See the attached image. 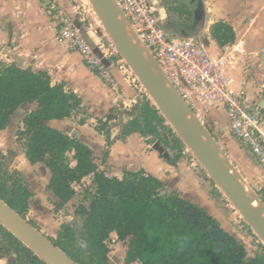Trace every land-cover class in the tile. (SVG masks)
Returning a JSON list of instances; mask_svg holds the SVG:
<instances>
[{"label":"trees","instance_id":"obj_1","mask_svg":"<svg viewBox=\"0 0 264 264\" xmlns=\"http://www.w3.org/2000/svg\"><path fill=\"white\" fill-rule=\"evenodd\" d=\"M197 2L160 0L159 6L166 14V32L178 36L195 33ZM209 36L220 49L235 41L233 27L224 21L213 23ZM119 60L122 59L117 54L103 63L106 67L109 61ZM134 93L137 98L135 87ZM142 93L144 96L138 98L140 102L124 124L120 139L136 133L150 138L147 143L151 144L155 140L162 142L160 130L166 132L177 150L170 161L176 163L181 158L183 143L180 138H173L176 134L164 126L166 120L146 92ZM261 98L264 101V89ZM21 104L34 107L16 129L15 143L20 145L28 164H42L50 172L45 189L58 200L52 203L54 210H73L72 221L60 227L56 240L47 239L76 264H101L106 259V242L112 234L117 241L126 242L122 264H264L263 245L261 252L248 258L243 244L214 217L144 171H123L120 178L107 175L82 142L43 124L80 115L76 123L83 125L91 116L80 99L63 82L51 84L44 71L0 63V132ZM95 121V131L109 147V123L97 117ZM15 156L13 150L0 153V200L25 220L34 193L26 177L10 169ZM201 173L206 178L203 169ZM88 177L93 186L90 200L86 205L74 203L75 186ZM261 193L264 204V187ZM28 224L37 230L33 223ZM245 227L251 232L246 224ZM0 229L11 249L18 253L17 264H45L1 224Z\"/></svg>","mask_w":264,"mask_h":264},{"label":"crops","instance_id":"obj_2","mask_svg":"<svg viewBox=\"0 0 264 264\" xmlns=\"http://www.w3.org/2000/svg\"><path fill=\"white\" fill-rule=\"evenodd\" d=\"M51 1L75 27L81 30L84 40L95 54L100 56L99 47L109 48L85 0ZM147 2L164 22L166 14L159 6L160 0H147ZM262 3L264 0H198L194 12L198 28L196 33H201L196 40L211 59L224 60V72L229 77V89L244 90L251 100L254 98H250L249 85H244L238 78L233 66L236 58L232 51L238 47L239 42L237 33L235 32V41L232 45L220 49L210 38L209 27L217 21L227 22L250 16L254 12L253 9ZM44 7L45 5L39 0H0V63L4 65L15 63L22 69L44 71L53 85L63 82L66 88L80 99L82 106L91 117L83 125L76 123L81 118L80 115L64 120L45 121L43 124L70 137L75 133L74 138L92 151L97 162L104 159L107 175L120 178L123 171L142 170L161 181L169 190L176 191L188 202L203 208L230 232L227 224L234 220L231 208L222 200L215 201L211 198L210 186L192 159L180 158L176 163H172L168 157V150H163L167 155L164 157L152 147L153 145L150 146L136 133L130 134L124 140L120 139V126L122 127L127 119L124 116L128 115L129 104L131 105L136 99L134 87L128 80L126 71L121 68V61L106 63V67L117 82V88L112 89L87 68L80 54L72 51L58 39V23ZM230 25L235 31L234 24ZM251 39L243 40L247 49L254 45ZM33 107L34 105L21 104L9 117L6 129L0 132L6 137L4 140L0 139V149H9L14 142L11 140V135H7L11 119L15 117V125H13L19 127L24 116ZM203 115V125L221 153L244 176L245 172L249 171L250 163L253 162L250 161L246 148L231 135L226 112L220 106H211L206 108ZM96 117L107 120L109 125L114 124L110 130L109 147H106L105 138L94 129ZM262 127L264 131V123ZM13 160L17 161L15 169L27 177L30 185L29 169L39 170L40 180L45 179L41 188L46 193L47 199L54 203L58 202L45 189L50 172L42 164H28L21 149ZM30 187L35 195L38 187L33 185Z\"/></svg>","mask_w":264,"mask_h":264},{"label":"built area","instance_id":"obj_3","mask_svg":"<svg viewBox=\"0 0 264 264\" xmlns=\"http://www.w3.org/2000/svg\"><path fill=\"white\" fill-rule=\"evenodd\" d=\"M39 1L58 23V39L80 54L92 73L110 88L116 89L117 84L103 63V60L117 56L114 47L112 46L113 52L107 47H99L98 56L84 40L81 30L64 16L51 0ZM112 1L134 38L199 122L203 124L206 108L220 106L226 112L231 135L246 148L253 161L264 171L262 100H251L247 92L229 89L224 60L211 59L201 44L193 38L167 33L164 22L147 0Z\"/></svg>","mask_w":264,"mask_h":264},{"label":"rangeland","instance_id":"obj_4","mask_svg":"<svg viewBox=\"0 0 264 264\" xmlns=\"http://www.w3.org/2000/svg\"><path fill=\"white\" fill-rule=\"evenodd\" d=\"M85 1L86 4L88 5V8L90 9L91 12L90 14L96 20V23L100 28V31L105 36V40L107 41L106 45H108L110 51L113 52L112 44L109 41L107 34L105 33L99 20L96 18L91 5L88 3L87 0ZM109 1L112 3V5H114L112 0ZM260 5L261 4H259L256 7L257 9L256 8L253 9L254 12L251 13L250 16L227 21L230 24L232 23L234 24L235 32L239 37L238 47L233 49L232 51L234 58H236L233 64L234 70L238 78L241 79L244 85H249L250 98L252 97L254 98V100L261 99V93L262 90L264 89V3H262L261 6ZM130 34L134 38L131 32ZM186 35L187 37L196 40L197 37L201 35V33L199 34V32L198 33L192 32ZM246 38H252L251 40L254 45H252L250 49H247L244 46L243 40H245ZM145 55L148 57L146 53ZM121 68L122 70L126 71L128 80L131 82L132 86L135 87L136 90L138 91L137 98L131 103V105L129 104L130 107H128L129 110L127 113L128 115L124 116L127 118L126 121L124 122L125 124L130 119L132 113L136 108V105L139 104L140 99L138 100V98L144 96L142 95L143 94L142 92L144 90L123 61L121 62ZM146 96L148 97L147 94ZM124 124L122 125V127L120 126L119 134H121ZM14 125L8 128L7 130L8 132L7 135L8 136L11 135V140H13L14 142L12 143L9 149L6 148L0 149V153H5L7 150H13L16 156L19 155L21 148L19 144L15 143V137H14L15 131L18 127L16 128V126ZM108 126L109 129L111 130V126L113 127L114 124L113 123L111 125L108 124ZM164 126L166 128L172 129V127L169 125L167 121L164 124ZM173 132L175 133V131L172 129V133ZM3 134L4 133L0 134V139L2 140L6 139L5 134L4 135ZM160 134H161L162 142H160L159 140H155L151 144L150 143L148 144L150 146L153 145L152 147H154V144L157 143L162 150L165 149L168 150L169 159L174 158L177 155V150L173 148L172 137L168 136L166 132H163L161 130H160ZM177 137H178L177 134L173 136V138H177ZM144 140L146 143L148 141H151L150 138ZM163 141L166 142V144H164ZM181 158L192 159V161H194L197 164V166L199 165L198 169L201 172L202 167L184 144L181 148ZM249 158L250 161L253 162V164L250 163L249 171L245 172L246 176L245 175L243 176V174L239 172L237 169H235V167L227 160L225 155L222 153L223 162L228 167H230L236 174H238L247 184V186L260 198L262 196L261 193L262 188L264 187V171L260 169V167L256 164V162L253 161L250 155ZM102 160L100 162H97L100 165L101 169L105 168V165L102 164ZM16 162L17 161L12 160V165L10 167L11 170L17 167ZM29 173L31 174L30 176L31 185L38 187V189L34 197L29 200V211L25 216V220L33 223L37 227V230L49 240L51 241L56 240L60 227L72 221L73 210L71 208L70 209L66 208L60 211H55L52 204L53 202L50 199H47L46 193L43 192V189L41 188L42 184L45 182V179H42L44 182L40 180L39 170L29 169ZM205 174H206V178H209L206 172ZM206 178L204 177L205 181H207L210 186L211 198H213L215 201L222 200L223 203L227 204L229 208H231V212H232V216L234 217V220L233 221L231 220V222L227 224L230 233L233 234L243 244V246L247 251V257L248 258L254 257L255 254L261 252L260 246L263 245V243L253 233L252 230L251 232L247 230V228L245 227L246 223L244 222L240 214L233 208V206L229 203V201L226 199L223 193L216 187V185L214 186L210 185L208 179ZM26 180L29 183L27 177ZM92 187L93 186L91 184V179L89 177L82 180L81 183H79V185L75 186L76 194L73 202L82 203L86 205L90 200ZM66 210L70 212L71 215L66 214L65 212ZM223 225H225V220L223 221ZM4 246L6 249H3ZM106 246L108 252L106 255V259H104L101 262V264H122L126 250V242L117 241L116 236L112 234L109 240L106 242ZM11 248L12 247L8 245L7 241H5V237L3 236L0 229V249L2 250V252H0V264H17L18 253L14 252V250Z\"/></svg>","mask_w":264,"mask_h":264},{"label":"water","instance_id":"obj_5","mask_svg":"<svg viewBox=\"0 0 264 264\" xmlns=\"http://www.w3.org/2000/svg\"><path fill=\"white\" fill-rule=\"evenodd\" d=\"M87 1L117 54L135 76L157 110L192 153L208 177L240 214L246 225L264 245V218H262L264 204L260 198L238 174L223 162L221 159L222 153L215 141L152 59L149 56L139 55L135 50L125 45L121 31L108 9L106 0ZM12 58L21 64L15 57ZM176 104L181 107L182 112L176 107ZM262 104L264 105L263 100ZM75 135L73 133L71 137L74 138ZM153 148L164 157H167L157 143L154 144ZM65 212L71 215L67 210ZM255 215L260 218L256 219ZM0 224L43 260L45 264H76L1 200Z\"/></svg>","mask_w":264,"mask_h":264},{"label":"bare ground","instance_id":"obj_6","mask_svg":"<svg viewBox=\"0 0 264 264\" xmlns=\"http://www.w3.org/2000/svg\"><path fill=\"white\" fill-rule=\"evenodd\" d=\"M106 2H107V6H108V9H109L111 15L115 19V21H116V23H117V25L121 31V35L123 37V41H124L125 45L128 46L129 48H132L133 50H135L139 55H141L143 57H147L145 55L146 52L143 49V47H141V45L137 42V40L131 36L130 28H129L128 24L126 23V21L124 20V18L121 16L119 10L114 5H112V3L109 0H106ZM161 95H162V93H161ZM176 107L181 112L183 111L178 104H176ZM14 120H15V117L13 119H11L10 124L8 125V128L13 126ZM221 159H222V157H221ZM245 188L247 189L246 186H245ZM255 218L259 219L260 217L258 215H255ZM262 218H264V215Z\"/></svg>","mask_w":264,"mask_h":264}]
</instances>
